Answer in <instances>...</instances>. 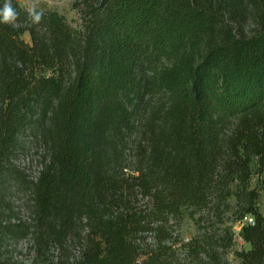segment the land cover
<instances>
[{
  "label": "trees",
  "instance_id": "obj_1",
  "mask_svg": "<svg viewBox=\"0 0 264 264\" xmlns=\"http://www.w3.org/2000/svg\"><path fill=\"white\" fill-rule=\"evenodd\" d=\"M11 3L16 24L0 23V174L39 124L51 154L29 187L38 241L81 238L74 264H179L172 219H219L235 198L238 218L254 219L240 264H264L251 167L256 158L264 174V2L251 35L224 34L202 0H76L79 28L56 10H37L34 24ZM203 246L191 239L187 254Z\"/></svg>",
  "mask_w": 264,
  "mask_h": 264
},
{
  "label": "rangeland",
  "instance_id": "obj_2",
  "mask_svg": "<svg viewBox=\"0 0 264 264\" xmlns=\"http://www.w3.org/2000/svg\"><path fill=\"white\" fill-rule=\"evenodd\" d=\"M22 7L28 9L35 5L40 11L56 10L63 14L74 27H80V17L76 0H17ZM79 2L82 0H78ZM212 5L220 14L222 30L226 35L231 33L251 35L258 29V14L264 0H202ZM23 38L31 42L29 32ZM32 123L28 130H23L18 143L9 157L8 167L0 174V260L5 264H74L82 251V240L70 239L62 246L58 243H43L34 235L36 226L33 215V198L29 187L35 182L49 161L51 154L45 139L38 135ZM50 124L49 127H52ZM134 151L126 156L127 166H135ZM252 188L259 193L258 207L264 215V174L258 172L257 159L252 162ZM125 172H128L126 169ZM142 196L131 197L134 207L145 205ZM229 206L222 209L221 218L206 217L204 222H197L198 217L183 214L172 219L169 224L172 235L168 246L174 248V257L179 264H240L239 253L250 249V244L243 239V226L248 221L238 218L236 201L232 198ZM250 217V216H249ZM232 236V245L227 247ZM84 237V234H83ZM191 239L204 244L200 257L187 253L186 243ZM39 243V245L37 244ZM147 247L154 244L149 237ZM215 250L217 262L210 261L208 251Z\"/></svg>",
  "mask_w": 264,
  "mask_h": 264
},
{
  "label": "clouds",
  "instance_id": "obj_3",
  "mask_svg": "<svg viewBox=\"0 0 264 264\" xmlns=\"http://www.w3.org/2000/svg\"><path fill=\"white\" fill-rule=\"evenodd\" d=\"M27 14L32 23L37 24L42 19V13L37 11L36 6L32 5L27 9ZM19 13L12 5L11 0H5L2 8H0V23L15 25L18 20Z\"/></svg>",
  "mask_w": 264,
  "mask_h": 264
},
{
  "label": "built area",
  "instance_id": "obj_4",
  "mask_svg": "<svg viewBox=\"0 0 264 264\" xmlns=\"http://www.w3.org/2000/svg\"><path fill=\"white\" fill-rule=\"evenodd\" d=\"M245 220H247L251 224H254V219L252 217H245Z\"/></svg>",
  "mask_w": 264,
  "mask_h": 264
}]
</instances>
